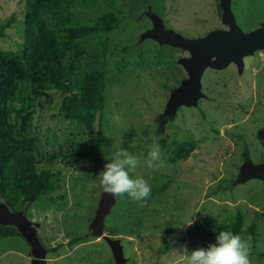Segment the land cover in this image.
I'll use <instances>...</instances> for the list:
<instances>
[{"label":"rangeland","instance_id":"1","mask_svg":"<svg viewBox=\"0 0 264 264\" xmlns=\"http://www.w3.org/2000/svg\"><path fill=\"white\" fill-rule=\"evenodd\" d=\"M74 3V19L90 23L107 8L108 0ZM115 6L126 17L109 33L100 121L103 157L94 175V156H77L89 139L86 126L62 118L67 94L35 91L40 89L39 78L48 73H35L29 60L41 45V35L25 27V0H0V23L11 14L15 17L0 36V55L13 62L0 69V141L5 142L8 129L34 139L0 165L3 201L35 223L47 248L43 264H116L108 241L88 231L103 191L98 174L114 152L127 149L143 161L150 146L158 143L159 171L142 163L131 173L148 182L151 195L146 201L115 197L105 218L104 234L119 242L124 264H187L184 248L190 253L216 243L237 210L243 215L246 233L241 238L249 245L252 264H264V169L257 175L248 170L264 163V48L243 55L241 64L229 59L222 66L215 65L220 51L212 52L196 99L176 103L174 96L190 77L184 61L192 51L167 40L161 30L194 38L228 29L220 0H116ZM231 13L239 28L250 31L264 22V0H231ZM126 60L131 64L120 72L118 62ZM71 93L82 96V91ZM162 140L197 145L185 160L171 164L165 160ZM44 164L64 173L65 203L43 204V199L29 196L36 167ZM190 219L194 223L189 226ZM252 223L255 234L247 231ZM164 238L168 248L162 252ZM31 259L21 234L0 237V264H30Z\"/></svg>","mask_w":264,"mask_h":264},{"label":"trees","instance_id":"2","mask_svg":"<svg viewBox=\"0 0 264 264\" xmlns=\"http://www.w3.org/2000/svg\"><path fill=\"white\" fill-rule=\"evenodd\" d=\"M75 0H25L24 24L27 29L37 30L41 35V45L30 55L34 64L33 71L44 70L47 76L39 78L41 93L44 89H55L67 94L62 118H75L86 126L89 139L83 145L77 156L85 158L94 156V175L102 164V111L105 106V91L107 86L108 68L106 67L109 33L115 30L126 17L121 9H117L116 0H108L107 8L90 23L75 20L72 6ZM15 17L10 15L6 22L0 23V36L3 30L13 24ZM122 49L127 46L122 45ZM41 61L43 66L37 63ZM137 62V61H136ZM13 63L0 55V69ZM131 64L129 60L118 62V69ZM4 85L11 89L9 82ZM73 90L82 91L77 98ZM32 136L17 134L13 129L6 132L5 142L0 141V165L11 158L14 152L29 145ZM168 154L165 160L171 164L185 160L196 148V142L190 140L167 142L161 141ZM249 155L247 143L244 144L243 156ZM62 170L51 164L36 167V184L29 189V196L43 199L44 203L63 204L67 200L65 177ZM165 186L161 187L163 191ZM243 215L237 210L229 216L224 230L243 237L246 230L242 228ZM247 231L255 234L252 223ZM20 234L11 225H0V237ZM73 239H76L73 238ZM168 248L167 238H164L161 251ZM262 256V255H261Z\"/></svg>","mask_w":264,"mask_h":264},{"label":"water","instance_id":"3","mask_svg":"<svg viewBox=\"0 0 264 264\" xmlns=\"http://www.w3.org/2000/svg\"><path fill=\"white\" fill-rule=\"evenodd\" d=\"M222 6V20L228 24V29H213L200 37L186 38L172 30H161V34L169 41L189 48L192 55L185 58L190 77L179 88L174 96L176 103L190 104L196 99L200 87V77L207 58L214 51H220L215 62L216 66L224 65L229 59L241 64L242 56L252 53L255 49L264 47V26L250 31H243L233 19L230 10V0H220ZM157 21V20H156ZM159 24L158 21L156 25ZM159 29V28H157ZM160 33V32H159ZM264 169V163L248 170L252 175L259 174ZM116 198L108 193L101 192L94 215L88 224L90 234L104 237L113 252L116 264H124L123 250L119 242L104 234L105 218L109 214ZM0 225L14 226L27 241L31 248L32 259L30 264H43L47 248L42 244L35 223L23 210L10 209L0 195Z\"/></svg>","mask_w":264,"mask_h":264},{"label":"clouds","instance_id":"4","mask_svg":"<svg viewBox=\"0 0 264 264\" xmlns=\"http://www.w3.org/2000/svg\"><path fill=\"white\" fill-rule=\"evenodd\" d=\"M162 149L158 143L150 146L147 158L143 161L127 149H120L112 154L110 162L98 174L99 184L104 193L114 197H127L134 201H146L151 195V186L142 177H133L132 172L142 163L152 171H159L162 166ZM194 223H186L189 226ZM187 264H252L250 248L240 235L229 230H222L216 236V243L207 248H197L190 253L187 248L183 251Z\"/></svg>","mask_w":264,"mask_h":264},{"label":"flooded vegetation","instance_id":"5","mask_svg":"<svg viewBox=\"0 0 264 264\" xmlns=\"http://www.w3.org/2000/svg\"><path fill=\"white\" fill-rule=\"evenodd\" d=\"M245 1V0H244ZM221 5V4H220ZM222 7V6H221ZM230 10H231V0H230ZM256 11V10H255ZM257 12H258V9H257ZM256 13V12H255ZM221 19H222V12H221ZM223 21V20H222ZM262 26H264V22L263 23H261V24H259L256 28H261ZM256 28H254V29H256ZM253 30V29H252ZM210 31V30H209ZM245 32H247V31H245ZM207 33V32H206ZM205 34V33H204ZM262 48H264V47H262ZM258 49H260V48H258Z\"/></svg>","mask_w":264,"mask_h":264}]
</instances>
